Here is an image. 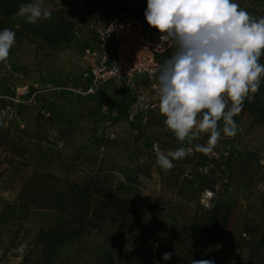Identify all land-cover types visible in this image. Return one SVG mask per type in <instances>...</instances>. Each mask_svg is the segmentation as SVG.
<instances>
[{"label":"rangeland","instance_id":"rangeland-1","mask_svg":"<svg viewBox=\"0 0 264 264\" xmlns=\"http://www.w3.org/2000/svg\"><path fill=\"white\" fill-rule=\"evenodd\" d=\"M114 2L142 15L147 8V0H0V30L16 33L8 60L0 62V264H35L46 234L68 230L72 237L45 250L50 264H136L134 251L144 244L155 249L149 264H264V121L252 111L264 105V83L234 117L235 137L222 135L210 154L196 150L206 134L180 142L167 129L158 72L134 89L114 79L81 94L94 62L87 49L98 46L91 24L108 19ZM235 2L264 17V0ZM28 3L50 10L51 18L32 24L19 17ZM181 147L190 154L171 170L156 164L158 153ZM41 173L96 180L139 213L72 222L68 204L36 197L44 193L35 191ZM218 199L233 208L229 227L215 246L194 245V221ZM165 252L173 253L168 261Z\"/></svg>","mask_w":264,"mask_h":264},{"label":"clouds","instance_id":"clouds-1","mask_svg":"<svg viewBox=\"0 0 264 264\" xmlns=\"http://www.w3.org/2000/svg\"><path fill=\"white\" fill-rule=\"evenodd\" d=\"M17 15L35 24L51 18L39 3L23 4ZM147 23L161 33V44L171 41L170 58L153 69L164 124L178 141H194L202 134L205 144L196 150L212 153L221 136L235 137L245 101L252 102L264 83V17H255L235 0H147ZM16 33L0 30V62L7 61ZM181 147L157 154L156 164L171 170L173 161L186 158ZM172 252L163 253L168 261ZM158 264V262H157ZM191 264H214L211 259Z\"/></svg>","mask_w":264,"mask_h":264},{"label":"trees","instance_id":"trees-1","mask_svg":"<svg viewBox=\"0 0 264 264\" xmlns=\"http://www.w3.org/2000/svg\"><path fill=\"white\" fill-rule=\"evenodd\" d=\"M252 111L261 114V119L264 121L263 102L254 106ZM35 191L36 194L44 192L42 196L36 197H55L63 206L68 204L70 210L72 209V222H85L90 216H96L99 221H121L126 216H136L139 213L129 198L116 194L110 187L96 180L79 181L57 174L41 173ZM232 216L233 208L221 199L216 200L212 207L202 209L200 218L194 221L190 233L193 244L204 247L215 246L229 227ZM73 235L72 230L59 236L47 233L43 245L44 252L35 264H50L46 258V251L66 242ZM154 253L155 249L152 245L144 244L137 247L134 251L138 259L136 264H149Z\"/></svg>","mask_w":264,"mask_h":264},{"label":"built area","instance_id":"built-area-1","mask_svg":"<svg viewBox=\"0 0 264 264\" xmlns=\"http://www.w3.org/2000/svg\"><path fill=\"white\" fill-rule=\"evenodd\" d=\"M118 4L114 2L108 19L99 16L91 24L98 46L87 49L94 62L86 73L87 87L79 89L83 95L97 93L101 86L114 79L136 88L141 79L157 74L153 69L162 64L161 56L173 48L171 41L157 47L162 43L161 33L147 23L145 15L128 4Z\"/></svg>","mask_w":264,"mask_h":264},{"label":"crops","instance_id":"crops-1","mask_svg":"<svg viewBox=\"0 0 264 264\" xmlns=\"http://www.w3.org/2000/svg\"><path fill=\"white\" fill-rule=\"evenodd\" d=\"M141 80H143V79H141Z\"/></svg>","mask_w":264,"mask_h":264}]
</instances>
